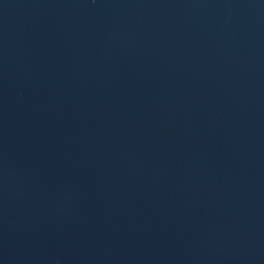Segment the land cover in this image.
Returning a JSON list of instances; mask_svg holds the SVG:
<instances>
[{"label":"water","instance_id":"obj_1","mask_svg":"<svg viewBox=\"0 0 264 264\" xmlns=\"http://www.w3.org/2000/svg\"><path fill=\"white\" fill-rule=\"evenodd\" d=\"M0 264H264V0H0Z\"/></svg>","mask_w":264,"mask_h":264}]
</instances>
